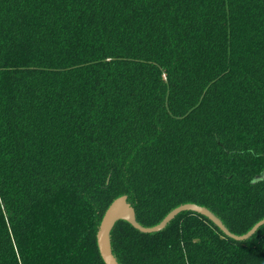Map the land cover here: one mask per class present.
Returning a JSON list of instances; mask_svg holds the SVG:
<instances>
[{"label":"trees","instance_id":"obj_1","mask_svg":"<svg viewBox=\"0 0 264 264\" xmlns=\"http://www.w3.org/2000/svg\"><path fill=\"white\" fill-rule=\"evenodd\" d=\"M125 195L143 227L203 206L264 218V0H0V264H104ZM119 264H264L184 211L110 232Z\"/></svg>","mask_w":264,"mask_h":264},{"label":"water","instance_id":"obj_2","mask_svg":"<svg viewBox=\"0 0 264 264\" xmlns=\"http://www.w3.org/2000/svg\"><path fill=\"white\" fill-rule=\"evenodd\" d=\"M190 211L202 215L209 219L225 236L235 241H245L250 238L259 227L264 225V218L255 223L250 230L242 235H235L231 233L222 221L215 216L211 211L203 206H199L192 203H186L179 205L178 207L172 209L166 216L156 225L151 227L141 226L135 218V212L133 208L127 202V197L125 195L114 199L100 220L97 232H96V244L98 252L104 264H119L114 257L111 244H110V232L116 222L124 221L130 224L134 229L141 233H155L161 231L165 226L174 219L176 215L181 212Z\"/></svg>","mask_w":264,"mask_h":264}]
</instances>
